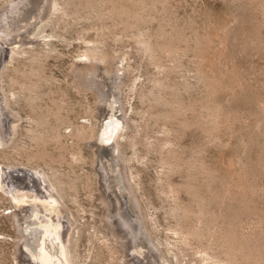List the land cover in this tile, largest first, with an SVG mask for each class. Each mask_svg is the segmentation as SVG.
I'll list each match as a JSON object with an SVG mask.
<instances>
[{"label":"rangeland","instance_id":"obj_1","mask_svg":"<svg viewBox=\"0 0 264 264\" xmlns=\"http://www.w3.org/2000/svg\"><path fill=\"white\" fill-rule=\"evenodd\" d=\"M49 2L0 0V264L58 220L69 263L127 264L102 168L141 258L264 264V0ZM36 172L60 208L13 201Z\"/></svg>","mask_w":264,"mask_h":264},{"label":"bare ground","instance_id":"obj_2","mask_svg":"<svg viewBox=\"0 0 264 264\" xmlns=\"http://www.w3.org/2000/svg\"><path fill=\"white\" fill-rule=\"evenodd\" d=\"M37 1H38L37 4L33 6L32 5L33 0H13L12 6L14 9H16L19 6H23V9H26V11H27L24 14L23 23H21V26H22V24H24L23 26L28 28V26L30 27L33 24V22L35 23V25H39L41 20L44 18L46 10H49L47 8H48V6H50L49 5L50 2H49V0H37ZM12 52H13V50H12ZM113 79H115V78H113ZM114 156H115L116 160H119L121 162L120 156L117 152L115 153ZM104 166H105V164H102V167H104ZM100 172H101V187H102L101 189H102L103 194L105 196L104 200H106L105 201L106 205L111 208L110 211H113V213H114V214L111 213V215H109V221L111 222V224H109V225H111L110 227L113 226V228H115L114 231H115L116 235L122 236L123 242H125L126 255H125L124 259L126 260V263L127 264H145L144 261H146L148 264H159L160 263L159 259L155 254H147L146 256H143V258H141L140 255H136L137 253L134 250L136 247L140 246L141 241L139 239H135L136 237L132 236V233L129 231V229L124 224V220L121 219V217H123L121 215L122 214V205L116 197L117 191L115 189H113V187L111 188V186H112L111 182H110V180H108L109 179L108 178V176H109L108 171L106 170V168L105 169L102 168L100 170ZM34 175H35L34 178L29 177V179H27L28 184L26 183L27 184L26 186L25 185H17L15 182H14V184H8V186H10L12 188V190H10V191L12 193L13 201L22 207L23 206L26 207L25 205L30 206V204L32 205L33 203H36L38 206L43 205V206L52 207L53 209L54 208H60L59 207V205H61L60 200H62V198L60 199L61 195H60V197L58 196L59 192H56V191H58L57 188L55 187L54 184L50 183L51 181L50 182L48 181V179H49L48 175H47V177H48L47 179L45 177L46 175H43L40 172H36ZM54 176H56V175H54ZM16 179H19V178H16ZM17 183L19 184V182H17ZM23 183H24V181H23ZM26 188L35 191L36 194H35V201L34 202H30V199H29L27 194H23V195L19 194L20 189H26ZM113 199H115V201ZM62 202H63V200H62ZM25 209L26 210L24 213V217L28 216V213L33 211L32 208L27 207ZM133 209H134V215L138 216L139 215L138 208L134 205ZM20 212H21V210H20ZM134 218L136 219V217H134ZM50 223H53V225L51 227H45L42 230V236L41 237L43 238V243L40 244L39 248L37 247L38 251H37L36 257H38L40 259L41 264H72V262L69 263V258H68L69 252L67 254V252H66L67 247L65 248L67 243L66 244L64 243V239H65V235H66L65 233L67 232V230L63 231V228H62L63 222L61 223L58 220V222L52 221ZM48 239L50 241H52L53 239H55L56 241H60L61 245H62L61 251H59L57 253L53 252V250L50 249L51 247L49 248V246L46 243ZM146 239H148V238H146Z\"/></svg>","mask_w":264,"mask_h":264}]
</instances>
